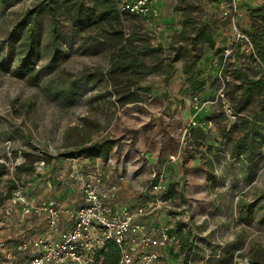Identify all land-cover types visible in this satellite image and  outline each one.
Instances as JSON below:
<instances>
[{"label":"rangeland","instance_id":"rangeland-1","mask_svg":"<svg viewBox=\"0 0 264 264\" xmlns=\"http://www.w3.org/2000/svg\"><path fill=\"white\" fill-rule=\"evenodd\" d=\"M41 1L0 0V165L6 168L0 264H29L39 252L19 248L22 240L51 241L69 229L85 205L83 185L99 179L114 207L148 205L157 196L165 202L157 213L173 219V230L177 222L187 224L192 249L173 243L162 264H264V92H245L241 75L264 79L252 42L255 27L264 25V0H239L237 11L233 0H168L157 18L124 15L119 0H61L62 58L51 62V16L45 14L36 71L21 77L14 72L19 40L10 51L8 37ZM80 4L96 8L82 28L75 14ZM203 23L215 28L213 49L206 42L191 46ZM7 56L10 63L2 64ZM188 61L197 62L206 81L203 99L224 95L196 114L213 123L204 137L188 124L195 115L185 82ZM124 63L130 71H112ZM223 102L236 111L234 123L221 113ZM247 132L253 139L245 140ZM108 139L114 144L106 157L60 156ZM253 147L257 158L248 162L247 152H239ZM170 154L178 159L170 162ZM161 173L167 191L155 194ZM24 201L55 207L58 225L50 224L47 211L26 210Z\"/></svg>","mask_w":264,"mask_h":264},{"label":"built area","instance_id":"built-area-1","mask_svg":"<svg viewBox=\"0 0 264 264\" xmlns=\"http://www.w3.org/2000/svg\"><path fill=\"white\" fill-rule=\"evenodd\" d=\"M165 1L119 0V9L121 13L129 16L157 18L161 15L160 5ZM233 1L232 7L237 11L239 0ZM221 8L228 14L225 3H222ZM223 98V93H219L213 100L207 98L205 100L198 95L190 96L195 115L190 118L189 127L209 128L213 124L212 121H201L196 114L216 105L219 99ZM221 110L228 122L234 123L237 120L236 111L229 104L223 102ZM176 159L178 158L175 154L168 156L170 162ZM155 178L154 193H165L167 191L165 174H158ZM100 183L99 179L87 181L83 185L85 205L77 212L74 224L69 229L59 232L51 241L38 238L34 242V247L39 253L31 256L29 264H91L94 249L106 241L114 242L119 246L120 264H162V255L157 249L178 243L173 227L168 223L155 229L141 221V218L157 213V210L165 204L164 200L156 196L151 204L124 206L117 209L110 202L109 192L101 187ZM24 207L26 210L35 208L36 211H47L52 226L58 222L59 211L55 207H33L29 201H24Z\"/></svg>","mask_w":264,"mask_h":264},{"label":"trees","instance_id":"trees-1","mask_svg":"<svg viewBox=\"0 0 264 264\" xmlns=\"http://www.w3.org/2000/svg\"><path fill=\"white\" fill-rule=\"evenodd\" d=\"M61 0H43L35 5L34 8L30 9L24 19L18 23L14 29L9 34L8 48L11 51L12 43L19 40V47L21 50L20 56L17 59V65L14 70L15 74L21 77H30L36 71V66L40 57V44H41V29H40V17L49 14L51 16L50 25V45H51V62L57 64L62 58L63 49L61 47V36L58 33V22H57V9L61 7ZM65 1V0H64ZM66 0L65 2H67ZM73 5H77L74 2ZM94 7L85 6L80 4L77 6L76 23L80 28L84 27L95 12ZM261 13V12H259ZM258 13V14H259ZM105 13H102L104 15ZM123 14V13H122ZM126 15V14H124ZM129 16V15H128ZM135 17V16H132ZM259 18L263 19L262 15H258ZM255 33L252 35V42L254 47L253 58L258 60L261 65L264 66V25L255 27ZM24 35L21 38L22 33ZM215 28L208 24L203 23L200 25L194 37L191 39V46H196L199 42H206L210 48L216 46L214 39ZM21 38V40H20ZM12 40V42H10ZM181 58L180 49H177L174 60H179ZM10 57L7 56L3 59L2 64H9ZM132 68L131 64L124 63L122 66H116L113 68V72L122 74L130 71ZM185 82L189 85L192 93L189 95H198L201 97L200 93L204 91L206 81L201 79L200 70L197 67L196 61H188L184 67ZM243 76V81L246 83L245 92H264V79H250L245 73L241 74ZM76 82H74L75 84ZM72 91V89L70 90ZM202 98V97H201ZM206 100V99H205ZM223 114V113H222ZM199 120L204 121L202 117ZM210 120V119H208ZM198 129L202 137L205 136L204 129ZM245 140L253 139V132H247L245 134ZM112 140H102L96 141L90 145L79 146L75 149H70L66 152L60 154V156L66 159H79L86 158L89 160H96L101 157H106L112 146ZM256 148H248L246 151L239 152L240 155L247 152L248 162H252L257 158ZM6 168L0 165V177L5 175ZM13 185L12 188H15ZM176 229L173 233L179 242V246L183 252H188L192 249L193 239H191L192 232L187 228V224L183 222L176 223ZM31 258V256H30ZM189 255H185L187 260ZM121 250L117 244L111 241L104 242L103 245L96 247L93 251V262L91 264H120Z\"/></svg>","mask_w":264,"mask_h":264},{"label":"crops","instance_id":"crops-1","mask_svg":"<svg viewBox=\"0 0 264 264\" xmlns=\"http://www.w3.org/2000/svg\"><path fill=\"white\" fill-rule=\"evenodd\" d=\"M168 0H166L165 2H162L161 5H160V10H161V15H162V12H163V9L164 7H166V4H167ZM189 99V97H188ZM190 100V99H189ZM110 202H111V196H110ZM147 203H140L139 205H146ZM120 207H124V205L122 206H118V207H115V208H120ZM48 214V219H49V213ZM172 218L171 217H168L165 213H162L160 215H158V213H155L154 215H149V216H145V217H142L141 218V221L145 222L149 227H153L155 229H159L161 226L163 225H166L168 224L169 222L173 221V219L171 220ZM59 223V219H58V222L55 226L53 227H56ZM159 224V225H158ZM57 230V229H56ZM63 231V230H61ZM55 234V233H54ZM157 231H156V235H157ZM38 240V239H23L22 240V243H20V247L19 248H23V245H25V248H28V247H31L30 249H36L34 247V242ZM168 248L169 247H165V248H159L157 249L158 252L162 255V260L165 259V256L164 254L168 251ZM37 250V249H36ZM32 256V255H31Z\"/></svg>","mask_w":264,"mask_h":264}]
</instances>
